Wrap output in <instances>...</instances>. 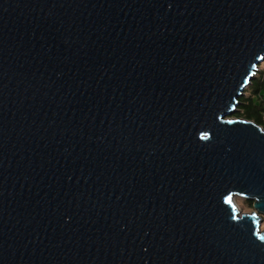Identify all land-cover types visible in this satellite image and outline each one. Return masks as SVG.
<instances>
[{"label":"water","instance_id":"water-1","mask_svg":"<svg viewBox=\"0 0 264 264\" xmlns=\"http://www.w3.org/2000/svg\"><path fill=\"white\" fill-rule=\"evenodd\" d=\"M257 57L264 0H0V264H264Z\"/></svg>","mask_w":264,"mask_h":264},{"label":"trees","instance_id":"trees-1","mask_svg":"<svg viewBox=\"0 0 264 264\" xmlns=\"http://www.w3.org/2000/svg\"><path fill=\"white\" fill-rule=\"evenodd\" d=\"M247 88H249V95L247 97L242 95L239 98L240 103L237 106V110L231 116L250 119L264 127L260 115L263 106L259 99H257V97L255 98L254 96L259 92L264 93V72L261 79L253 77L250 85ZM245 201L247 205L252 208V201L248 199H245Z\"/></svg>","mask_w":264,"mask_h":264},{"label":"snow or ice","instance_id":"snow-or-ice-1","mask_svg":"<svg viewBox=\"0 0 264 264\" xmlns=\"http://www.w3.org/2000/svg\"><path fill=\"white\" fill-rule=\"evenodd\" d=\"M257 59H264V57H257ZM253 68L256 67L255 64L252 65ZM252 73L248 72L247 76H245L244 78V84L246 85L249 81H248V77L251 76ZM236 103H238V101H234L232 103V108L230 109L231 111H234ZM216 120L220 121L223 124H238V123H243L242 121H233V120H225L223 115H217ZM212 133L210 131H202L200 132V139H210L211 138ZM227 191V190H226ZM240 196L247 198L249 193L245 190V191H241L238 193ZM222 197H223V201L230 205L231 207V214H230V219L231 220H239L240 217L237 215V209L235 207V205L232 204V200L231 197L233 195V193L228 192L227 195L221 193ZM259 199V197H258ZM252 216L255 217L256 213H252ZM254 223H257V221H254ZM251 235L255 236L257 240H259L261 242L260 246L264 247V234H261L259 230H253L251 232Z\"/></svg>","mask_w":264,"mask_h":264},{"label":"rangeland","instance_id":"rangeland-1","mask_svg":"<svg viewBox=\"0 0 264 264\" xmlns=\"http://www.w3.org/2000/svg\"><path fill=\"white\" fill-rule=\"evenodd\" d=\"M260 68H264V60L262 62L259 63ZM244 91H249V88H245ZM262 121V120H261ZM235 202L238 205L239 209L241 212H249L252 210L251 207H249L245 201V199L243 198H239V197H235ZM260 229L263 230L264 229V216L262 218L261 224H260Z\"/></svg>","mask_w":264,"mask_h":264},{"label":"built area","instance_id":"built-area-1","mask_svg":"<svg viewBox=\"0 0 264 264\" xmlns=\"http://www.w3.org/2000/svg\"><path fill=\"white\" fill-rule=\"evenodd\" d=\"M263 72H264V68L262 69L258 65V69H257L256 74H255L254 77H256L258 79H261L263 77ZM243 95L245 97H247L249 95V91L248 92L244 91ZM254 96H255V98L257 97V99H259V101L262 103L263 109L261 110L260 115H261L262 124H264V93L259 92L257 95H254Z\"/></svg>","mask_w":264,"mask_h":264}]
</instances>
